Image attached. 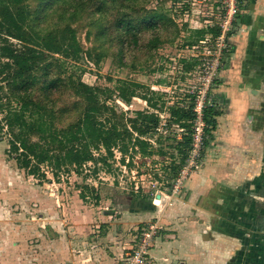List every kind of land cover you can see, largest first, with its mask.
Wrapping results in <instances>:
<instances>
[{
    "label": "rangeland",
    "instance_id": "obj_1",
    "mask_svg": "<svg viewBox=\"0 0 264 264\" xmlns=\"http://www.w3.org/2000/svg\"><path fill=\"white\" fill-rule=\"evenodd\" d=\"M242 2L221 65L212 77L213 84L211 79L207 80L210 77L207 71L212 69L195 63L199 58H213L210 57L215 53L213 36L207 34L203 41L209 40L205 44L199 40L191 46L190 42L197 40L195 30L217 25L220 9L214 0H150L147 9L164 12L169 18L168 28L158 31L162 41L153 49L147 47L150 37L147 34L142 37L140 47L106 43L104 53L92 51L90 56L88 51L100 42H95L93 35L88 38L86 19L73 25L77 29L75 40L81 48L80 59L55 55L62 68L53 66L47 78L73 76L92 86L110 88L115 92L114 100L129 117L134 118L136 111L154 112L160 116V125L144 137L151 144L146 154L137 148L133 156L132 152L125 155L123 162L119 151L109 157L101 150L95 156L105 157V161L62 170L56 176L47 166L36 176L19 168L9 153L6 129L0 131V264H126L127 254L136 247L144 229L160 226L156 236L162 235V211L157 207L156 196H175L185 188L183 182L198 169H185L190 151L182 164L186 152L181 153L178 144L185 130L169 123L172 107L193 106L194 112L201 109L202 113L207 107L217 110L215 82L231 52L237 22L248 12V1ZM119 80L143 84L140 94L153 96V93V101L163 107L153 109L140 97L125 104L116 97ZM204 94L210 98V104ZM51 98L56 106L76 100L73 91L66 87L54 92ZM99 99L103 101L105 97L101 95ZM203 134L207 151L213 135L206 134L205 129ZM174 166L181 168L174 170ZM254 185L257 210L264 203V183L259 177ZM239 193L243 195L235 197L234 204H246L250 197H245L244 191ZM224 202L229 204V210L231 199L225 198ZM262 214H257L260 223L264 222ZM229 218L241 223L240 233L249 231L242 226L243 219L237 217L236 211ZM260 231L263 228L257 232V238L262 236Z\"/></svg>",
    "mask_w": 264,
    "mask_h": 264
},
{
    "label": "trees",
    "instance_id": "obj_2",
    "mask_svg": "<svg viewBox=\"0 0 264 264\" xmlns=\"http://www.w3.org/2000/svg\"><path fill=\"white\" fill-rule=\"evenodd\" d=\"M149 1L0 0V114L3 115L0 131L6 129L9 153L19 168L36 176L47 166L56 176L62 170L105 161V157L95 156L101 150L109 157L119 151L123 162L124 156L130 152L133 156L137 148L147 153L151 144L144 137L160 125L157 113L141 110L132 118L114 100L115 92L110 88L92 86L73 76L47 77L53 66L62 68L55 55L80 59L81 48L75 40L77 29L73 25L84 19L88 38L93 35L94 41L100 42L88 51L90 56L92 51L104 53L106 43L140 47L142 37L147 34L150 36L147 47H156L162 41L158 31L168 28L169 18L164 12L147 9ZM219 33L217 25L195 30L197 40L190 45L207 34L217 37ZM119 83L116 97L125 104L140 97L153 109L163 107L153 101V93V96L140 94L143 84L127 80ZM65 87L73 91L76 100L56 106L51 96ZM101 95L105 100L99 99ZM218 115L213 107L203 111L206 134L214 131ZM195 120L193 106L172 107L169 123L185 130L178 144L180 152H186L183 165L192 149L191 126ZM181 166H174V170Z\"/></svg>",
    "mask_w": 264,
    "mask_h": 264
},
{
    "label": "crops",
    "instance_id": "obj_3",
    "mask_svg": "<svg viewBox=\"0 0 264 264\" xmlns=\"http://www.w3.org/2000/svg\"><path fill=\"white\" fill-rule=\"evenodd\" d=\"M246 1L215 82L212 141L185 188L157 203L165 235L153 239L152 264H264V222L257 221L264 203L256 210L254 199L255 181L264 183V0ZM240 190L251 199L244 205L234 204ZM234 211L248 232L229 218Z\"/></svg>",
    "mask_w": 264,
    "mask_h": 264
},
{
    "label": "built area",
    "instance_id": "obj_4",
    "mask_svg": "<svg viewBox=\"0 0 264 264\" xmlns=\"http://www.w3.org/2000/svg\"><path fill=\"white\" fill-rule=\"evenodd\" d=\"M215 4L219 7L220 15L218 18L217 26L220 28V33L217 37H211L213 41L214 56L208 58L203 57L199 58L200 65L203 67H210L212 70L207 71L209 76L207 80L213 84L212 77L217 73L221 60L223 58L225 49L227 48L228 35L232 31L237 16L240 12L241 3L243 0H214ZM209 38L201 43H207ZM210 65V66H209ZM205 99L210 104V98L208 95L204 94ZM196 113V122L193 127V143L192 149L190 150V160L186 165L185 169L190 171L194 168H198L201 165L203 149L205 146V136L203 134V128L205 123L203 121L202 110H195ZM195 133V134H194ZM158 227L151 225L147 229H144L137 239L136 247L133 248L131 252L127 254L126 264H152L151 259L149 258V250L152 247V242L154 237L157 235Z\"/></svg>",
    "mask_w": 264,
    "mask_h": 264
},
{
    "label": "water",
    "instance_id": "obj_5",
    "mask_svg": "<svg viewBox=\"0 0 264 264\" xmlns=\"http://www.w3.org/2000/svg\"><path fill=\"white\" fill-rule=\"evenodd\" d=\"M160 199H161V201H162L160 204H162L163 201H164L166 198H161V195H157V196H156V199H155V202H158Z\"/></svg>",
    "mask_w": 264,
    "mask_h": 264
},
{
    "label": "bare ground",
    "instance_id": "obj_6",
    "mask_svg": "<svg viewBox=\"0 0 264 264\" xmlns=\"http://www.w3.org/2000/svg\"><path fill=\"white\" fill-rule=\"evenodd\" d=\"M161 202H162V201H161V199H160V200H159L157 203H159V204H160Z\"/></svg>",
    "mask_w": 264,
    "mask_h": 264
}]
</instances>
